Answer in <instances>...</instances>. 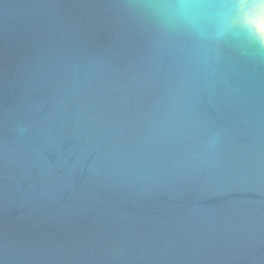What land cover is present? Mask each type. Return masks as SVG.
<instances>
[{
	"label": "water",
	"instance_id": "1",
	"mask_svg": "<svg viewBox=\"0 0 264 264\" xmlns=\"http://www.w3.org/2000/svg\"><path fill=\"white\" fill-rule=\"evenodd\" d=\"M264 0H0V264H264Z\"/></svg>",
	"mask_w": 264,
	"mask_h": 264
},
{
	"label": "bare ground",
	"instance_id": "2",
	"mask_svg": "<svg viewBox=\"0 0 264 264\" xmlns=\"http://www.w3.org/2000/svg\"><path fill=\"white\" fill-rule=\"evenodd\" d=\"M259 28L262 29V31L264 32V19L259 24Z\"/></svg>",
	"mask_w": 264,
	"mask_h": 264
}]
</instances>
